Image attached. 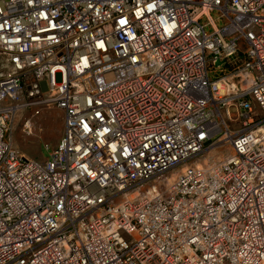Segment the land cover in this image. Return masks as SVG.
<instances>
[{
	"label": "built area",
	"instance_id": "obj_1",
	"mask_svg": "<svg viewBox=\"0 0 264 264\" xmlns=\"http://www.w3.org/2000/svg\"><path fill=\"white\" fill-rule=\"evenodd\" d=\"M262 113L264 0H0V264H264Z\"/></svg>",
	"mask_w": 264,
	"mask_h": 264
},
{
	"label": "rangeland",
	"instance_id": "obj_2",
	"mask_svg": "<svg viewBox=\"0 0 264 264\" xmlns=\"http://www.w3.org/2000/svg\"><path fill=\"white\" fill-rule=\"evenodd\" d=\"M54 78L56 82H59L60 74L56 73ZM25 120H29V126L24 127ZM228 124L232 129L240 126L239 123L229 122ZM62 130V113L55 106L41 104L24 106L15 112L12 120V144L19 152L34 158L37 162H43L47 157V150L44 149V146H56ZM231 152L230 146L223 143L217 148L206 149L200 160L222 159Z\"/></svg>",
	"mask_w": 264,
	"mask_h": 264
},
{
	"label": "bare ground",
	"instance_id": "obj_3",
	"mask_svg": "<svg viewBox=\"0 0 264 264\" xmlns=\"http://www.w3.org/2000/svg\"><path fill=\"white\" fill-rule=\"evenodd\" d=\"M26 125L29 126V123L27 122Z\"/></svg>",
	"mask_w": 264,
	"mask_h": 264
}]
</instances>
